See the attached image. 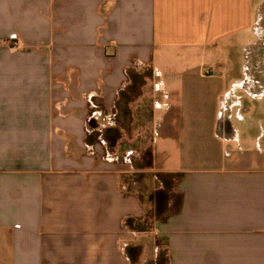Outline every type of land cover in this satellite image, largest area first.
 Instances as JSON below:
<instances>
[{
    "label": "crops",
    "instance_id": "0c3cea01",
    "mask_svg": "<svg viewBox=\"0 0 264 264\" xmlns=\"http://www.w3.org/2000/svg\"><path fill=\"white\" fill-rule=\"evenodd\" d=\"M263 11L264 0H0V264H149L161 248L167 264H264V150L232 153L240 131L217 128L231 86L263 100L262 79L230 81ZM144 72L152 166L133 170V153L102 136ZM145 174L174 194L166 219L138 233L126 221L158 204L140 194Z\"/></svg>",
    "mask_w": 264,
    "mask_h": 264
},
{
    "label": "rangeland",
    "instance_id": "374dc122",
    "mask_svg": "<svg viewBox=\"0 0 264 264\" xmlns=\"http://www.w3.org/2000/svg\"><path fill=\"white\" fill-rule=\"evenodd\" d=\"M256 33L252 36L249 44L247 45L246 55L241 52L238 53V56H234V61L237 59V64L231 74L230 81L243 80L247 81L248 76L255 75L256 78L262 79L264 83V11L260 16L259 21L255 25ZM251 37V36H250ZM235 64V62H234ZM207 74L211 72V69L206 70ZM148 72L141 74L143 78ZM142 78V79H143ZM143 85L140 88V96L138 99H134L133 103L129 105L130 113L127 115H118L114 120V125L110 128L118 131V140L115 144L112 145L107 140L108 129L102 136V141L106 139L105 148L111 146L113 152H116L117 155L122 156L126 151L132 152V167L133 170L145 168V158L147 154L152 153L153 141H154V104L151 94V87H145L148 83L142 82ZM264 92V88H261V92ZM262 92V93H263ZM230 100H224V103L218 105L217 110L220 115H218L217 128L221 129L222 124L229 123L233 131L237 133L240 131V142L236 141L235 138L231 139V143H226L225 145L229 150H232V153H240L244 151H250L252 153V158L255 159L259 154L258 145L264 150V138L257 140L256 137L261 134V124L264 125V114H263V105H264V93L263 100L251 99L243 91L242 87L236 88L234 85L230 87ZM232 95V96H231ZM240 97L242 99L241 108H235L232 110L231 101ZM136 100V101H135ZM240 112L244 118V121H239L237 119V112ZM159 111H156V114H159ZM231 116L233 118L231 119ZM229 127V125H228ZM220 132H222L220 130ZM229 136V135H228ZM227 138L225 141H227ZM225 146V147H226ZM93 150H89V153H92ZM106 153V151H105ZM147 159V158H146ZM150 175L145 174L141 175L140 178V194L143 196L144 202L151 204V195L154 193L158 197V204L155 208L156 218L158 220L164 219L168 214V203L167 195L169 191L173 195V189L171 186H168V183L162 181L161 178L149 179ZM154 246H149L144 251V255L147 257L154 256L153 252ZM160 255H162L163 260H157V262L149 264H167L166 250L165 248L160 249ZM135 262L137 256L135 254H129Z\"/></svg>",
    "mask_w": 264,
    "mask_h": 264
},
{
    "label": "trees",
    "instance_id": "16d2710c",
    "mask_svg": "<svg viewBox=\"0 0 264 264\" xmlns=\"http://www.w3.org/2000/svg\"><path fill=\"white\" fill-rule=\"evenodd\" d=\"M130 78L132 80V85L130 86L128 93H122L121 97H120V101L118 102V111H119V115H125V114H129L130 113V109H129V104L130 102H133V100L137 97L140 96V88L145 85L142 82H146L147 79L151 78V73L148 72V74L145 75V78H143L141 75H137V74H131ZM143 78V79H142ZM107 140L113 144L116 143V141L118 140V131L117 130H113L110 129L107 132ZM147 158V159H146ZM145 158V168H151L152 166V153L150 152L149 154H147ZM140 178H142L141 176H136V180L138 182H140ZM162 181H165L166 178L165 177H161ZM130 192V190H129ZM142 200V197H141ZM166 218L162 219V220H158L156 218V214H154L152 211L147 213V215L145 216V218H143L142 220H135V219H128L126 221V227L134 232H138V233H146V232H150L155 223L156 222H160V221H164ZM129 254H135L136 252L133 249H129L128 250Z\"/></svg>",
    "mask_w": 264,
    "mask_h": 264
}]
</instances>
